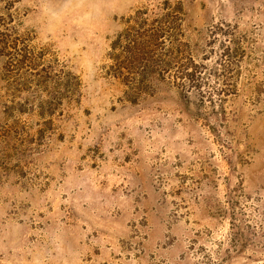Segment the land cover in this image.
<instances>
[{
  "label": "rangeland",
  "instance_id": "rangeland-1",
  "mask_svg": "<svg viewBox=\"0 0 264 264\" xmlns=\"http://www.w3.org/2000/svg\"><path fill=\"white\" fill-rule=\"evenodd\" d=\"M0 264H264V0H0Z\"/></svg>",
  "mask_w": 264,
  "mask_h": 264
},
{
  "label": "trees",
  "instance_id": "trees-1",
  "mask_svg": "<svg viewBox=\"0 0 264 264\" xmlns=\"http://www.w3.org/2000/svg\"><path fill=\"white\" fill-rule=\"evenodd\" d=\"M136 14L141 16L144 11H137ZM126 25V28L116 35L111 44L113 51H119L114 56V61L117 64L113 75L115 77L123 75L121 69L125 60L130 70L139 71V76L144 77L146 74L152 73L153 67L156 66L155 50L165 39H170L172 35L167 33L179 28V24Z\"/></svg>",
  "mask_w": 264,
  "mask_h": 264
}]
</instances>
